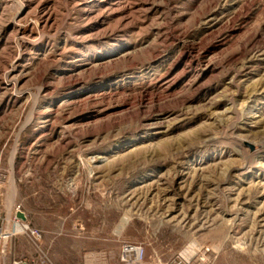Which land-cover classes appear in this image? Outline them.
Here are the masks:
<instances>
[{
  "label": "rangeland",
  "instance_id": "obj_1",
  "mask_svg": "<svg viewBox=\"0 0 264 264\" xmlns=\"http://www.w3.org/2000/svg\"><path fill=\"white\" fill-rule=\"evenodd\" d=\"M0 264H264V0H0Z\"/></svg>",
  "mask_w": 264,
  "mask_h": 264
},
{
  "label": "built area",
  "instance_id": "obj_2",
  "mask_svg": "<svg viewBox=\"0 0 264 264\" xmlns=\"http://www.w3.org/2000/svg\"><path fill=\"white\" fill-rule=\"evenodd\" d=\"M16 214H20V211L18 210ZM32 235L37 238L39 237L37 233L32 232ZM122 253L125 259H132L134 262L142 261L145 257V250L142 247L136 245H124Z\"/></svg>",
  "mask_w": 264,
  "mask_h": 264
},
{
  "label": "bare ground",
  "instance_id": "obj_3",
  "mask_svg": "<svg viewBox=\"0 0 264 264\" xmlns=\"http://www.w3.org/2000/svg\"><path fill=\"white\" fill-rule=\"evenodd\" d=\"M223 138H224V137H223ZM230 138H231V137H230ZM232 138H233V137H232ZM220 139H221V138H220ZM227 139H228V138H227ZM232 140H233V139H232ZM206 141H208V140H206ZM206 141H205V142H206ZM209 141H210V140H209ZM217 142H219V140H218ZM220 142H222V141L220 140ZM223 142H224V141H223ZM229 142H230V140H229ZM262 143H263V142H262ZM245 155H246V154H245ZM246 156H247V155H246ZM251 156H252V155H251ZM247 163H248V162H247ZM247 163H246V164H247ZM247 168H248V167H246L245 169H247ZM124 220H127V219H124ZM126 222H127V221H126ZM123 223H124V222H123ZM3 253H4V252H3Z\"/></svg>",
  "mask_w": 264,
  "mask_h": 264
},
{
  "label": "water",
  "instance_id": "obj_4",
  "mask_svg": "<svg viewBox=\"0 0 264 264\" xmlns=\"http://www.w3.org/2000/svg\"><path fill=\"white\" fill-rule=\"evenodd\" d=\"M20 219H22V220H24L25 218H24V216L20 213V214H18L17 215Z\"/></svg>",
  "mask_w": 264,
  "mask_h": 264
}]
</instances>
